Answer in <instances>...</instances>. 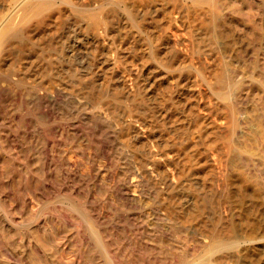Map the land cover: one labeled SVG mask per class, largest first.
<instances>
[{"label":"bare ground","instance_id":"bare-ground-1","mask_svg":"<svg viewBox=\"0 0 264 264\" xmlns=\"http://www.w3.org/2000/svg\"><path fill=\"white\" fill-rule=\"evenodd\" d=\"M254 149L264 0H0V264H264Z\"/></svg>","mask_w":264,"mask_h":264},{"label":"rangeland","instance_id":"rangeland-1","mask_svg":"<svg viewBox=\"0 0 264 264\" xmlns=\"http://www.w3.org/2000/svg\"><path fill=\"white\" fill-rule=\"evenodd\" d=\"M257 151L258 150L254 149V159L258 160L259 162H263L262 164H264V151H258V153Z\"/></svg>","mask_w":264,"mask_h":264}]
</instances>
